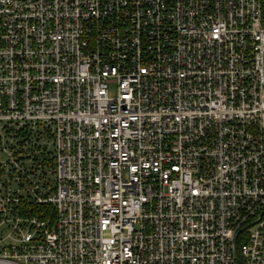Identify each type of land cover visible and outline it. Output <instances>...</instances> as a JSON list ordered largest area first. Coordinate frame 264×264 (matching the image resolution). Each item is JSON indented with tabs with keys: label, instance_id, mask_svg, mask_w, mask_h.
Instances as JSON below:
<instances>
[{
	"label": "built area",
	"instance_id": "1",
	"mask_svg": "<svg viewBox=\"0 0 264 264\" xmlns=\"http://www.w3.org/2000/svg\"><path fill=\"white\" fill-rule=\"evenodd\" d=\"M0 264H264V0H0Z\"/></svg>",
	"mask_w": 264,
	"mask_h": 264
},
{
	"label": "rangeland",
	"instance_id": "2",
	"mask_svg": "<svg viewBox=\"0 0 264 264\" xmlns=\"http://www.w3.org/2000/svg\"><path fill=\"white\" fill-rule=\"evenodd\" d=\"M108 90H109L110 94H114V93H115V84L110 83V84L108 85ZM48 177H50V176H48ZM249 230H250V229H247V232H248Z\"/></svg>",
	"mask_w": 264,
	"mask_h": 264
},
{
	"label": "trees",
	"instance_id": "3",
	"mask_svg": "<svg viewBox=\"0 0 264 264\" xmlns=\"http://www.w3.org/2000/svg\"><path fill=\"white\" fill-rule=\"evenodd\" d=\"M46 209L49 210V211H52V210H50L51 209L50 207H47ZM238 243L240 245V241H238Z\"/></svg>",
	"mask_w": 264,
	"mask_h": 264
},
{
	"label": "water",
	"instance_id": "4",
	"mask_svg": "<svg viewBox=\"0 0 264 264\" xmlns=\"http://www.w3.org/2000/svg\"><path fill=\"white\" fill-rule=\"evenodd\" d=\"M238 253V252H237ZM239 260L241 261V258L239 257Z\"/></svg>",
	"mask_w": 264,
	"mask_h": 264
}]
</instances>
